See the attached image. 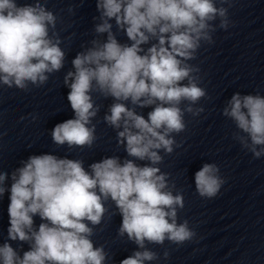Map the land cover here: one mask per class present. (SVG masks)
I'll return each instance as SVG.
<instances>
[{
	"label": "clouds",
	"instance_id": "1",
	"mask_svg": "<svg viewBox=\"0 0 264 264\" xmlns=\"http://www.w3.org/2000/svg\"><path fill=\"white\" fill-rule=\"evenodd\" d=\"M233 3L96 0L94 38L81 45L63 77L74 117L56 124L50 135L68 150L92 148L97 140L93 120L101 110L94 97L112 98L103 120L116 131L117 146L127 156H106L85 169L82 159L31 155L10 174L0 171V197L10 193L0 264H108L104 245L96 246L92 237L109 201L122 217L117 235L138 249L120 264L158 261L149 244L182 246L196 238L189 221L179 219L184 194L160 165L182 146L175 137L187 130L185 115L204 112L195 106L208 93L200 86V68L190 61L202 46L214 43L218 29L233 25ZM58 19L40 0L22 5L0 0V85L26 92L64 68ZM120 32L130 43L119 41ZM144 108L152 109L147 118L137 111ZM221 114L234 124L232 139L241 149L253 159L264 157V95L235 92ZM225 183L214 162L194 173L195 191L203 199L215 198ZM36 216L42 221L38 228ZM24 243L29 250L21 255ZM163 257H169L167 249Z\"/></svg>",
	"mask_w": 264,
	"mask_h": 264
}]
</instances>
